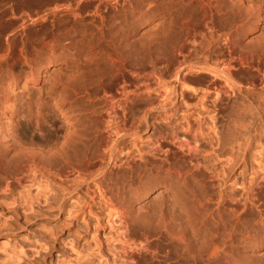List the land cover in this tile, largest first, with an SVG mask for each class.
I'll return each instance as SVG.
<instances>
[{
	"label": "rangeland",
	"instance_id": "1",
	"mask_svg": "<svg viewBox=\"0 0 264 264\" xmlns=\"http://www.w3.org/2000/svg\"><path fill=\"white\" fill-rule=\"evenodd\" d=\"M55 1L17 0L0 10L4 12L13 7L17 14L15 24L9 13L1 19L4 34L1 48L5 49V39L13 35L18 43H25L27 56L32 60L31 65H26L23 59L17 58L14 72L27 74L30 69L40 66L43 71L39 84L32 86L29 83L28 87L11 89L13 93L5 97V106H9L10 111L0 117V126L8 122L10 132L28 127L26 137L42 146H47L54 136L63 135L64 130L73 125L65 122L56 112V102L52 98L58 101L62 97L57 80L61 78L65 82L83 78L87 83L100 78L106 80V77H102L106 75L102 63L94 69L90 64H83L79 58L77 62L66 55L47 58V43L59 31H53L51 18L44 22L39 19ZM156 23L134 27L130 36V53L136 59L131 60L127 71H123L128 91L132 92L129 96L135 102L150 105L153 111L149 117L155 121L147 130L141 127L137 142L127 141V149L120 158L126 154L134 155L140 149L146 152L153 133L159 131L164 135L176 136L175 143L180 140L194 141L198 148L207 154L212 153L210 147L216 149L213 138L231 136L234 123L239 118L244 123L241 131L243 159L226 178L209 183L210 196L215 199L212 205H216L215 196L222 191L235 200L242 199V204L246 202L247 196H255L254 203L258 207L263 206V66L259 72L238 68L239 71L222 78L220 73L214 75L210 71L196 70L199 64L205 63H197L202 55L188 44L185 45V59L172 52L163 56L155 51L156 54L152 53L151 49L148 50L149 41H156L155 47L161 46L157 44L160 28L156 27ZM246 34L249 42L263 39L264 20L247 29ZM216 46L211 55L215 51L219 52L223 44L220 42ZM190 57L191 60L196 58L195 62L189 61ZM214 58L205 64L209 65L207 68L216 65ZM44 61L48 64L46 70L42 65ZM260 62L264 64V60ZM176 71L179 73L177 78ZM92 104V107L101 110L99 103ZM92 104L81 106L84 115L90 116L84 109H92ZM97 114L102 122V113ZM187 118L188 121H185ZM187 122L190 123L188 126ZM73 128L75 131L79 129L76 125ZM113 128L114 125L109 123L107 131L111 133ZM75 131L68 132L74 134ZM169 148L174 150L176 147L169 145ZM9 155L12 158L10 163L0 161V180L3 176H10V188L0 193V264H264V241L261 243L260 236L253 231L254 223L258 221L255 209L249 210L247 214L251 216H247L233 242L225 239L227 245L219 246L215 251L217 254L206 251L201 255L199 252H204V248L199 242L205 230L200 224L201 217L197 216L199 218L197 221L194 219L190 227L184 216H155L157 208L176 215L177 205L169 191L151 185L149 178L143 181V186L147 187L146 198L138 197L141 193L135 195L129 190L118 199V194L111 190L109 182L104 181L96 186L78 169L69 173L58 171L52 162L46 171H28L21 164L22 157L19 154L11 152ZM50 156L51 159L56 158L55 153ZM211 164L217 170L221 166L215 161H210ZM14 177H18L19 181ZM258 187L263 191H257ZM124 202L126 207L135 209L136 216L132 218L125 215ZM179 218L183 224L178 221ZM196 241L200 245L197 244L198 248H202L199 252L197 247V252L193 250L195 247H191ZM215 243L221 245V240ZM206 253L211 256H206Z\"/></svg>",
	"mask_w": 264,
	"mask_h": 264
},
{
	"label": "bare ground",
	"instance_id": "2",
	"mask_svg": "<svg viewBox=\"0 0 264 264\" xmlns=\"http://www.w3.org/2000/svg\"><path fill=\"white\" fill-rule=\"evenodd\" d=\"M16 1L0 0V10ZM51 6L39 19L44 22L51 18L53 31L57 29L59 31L57 35L51 36L47 43V58L55 59L66 55L76 62L79 58L83 64H90L95 67L94 69L102 63L106 69V75L102 77H106V80L100 78L88 83L83 78L65 82L61 78L57 80L62 97L58 101L52 98L56 102V112L65 122L73 125L68 126L63 135L54 136L47 146H42L26 137L28 127L10 132L7 128L8 122H3L2 127L0 126V161L10 163L12 158L9 154L14 152L22 157L21 164H24L28 171L34 169L46 171L52 162L58 171L65 170L69 173L78 169L96 186L103 184L104 181L109 182L111 190L118 194V199L123 192L129 190L135 195L141 193L138 197L146 198L147 187L143 186V181L149 178L151 185L169 191L171 199L177 205L176 215L163 208L159 210L157 208L155 216H184L186 224L188 222L190 227L193 226L194 219L197 221L199 218L197 216L201 217L199 221L205 230L201 232L202 239L198 242L204 248V252L200 251L202 248H198L200 245L197 241L196 244L190 243L195 244L191 247H195L194 251L197 247L201 255L206 251L210 252L209 254L214 253L219 246H226L225 239L233 242L244 221L251 216L248 212L252 208V211L256 210L254 214L258 216L253 231L260 236L262 243L264 205L258 207L254 203L255 196L250 194L251 196H247L246 202L242 204V199L240 202L220 191L215 196V206L212 205L215 199L210 196L209 183L226 178L228 173L233 172L242 162L241 131L244 123L239 118L234 123V133L231 136L228 134L213 138L216 149L210 147L212 153L209 154L198 148L194 141L180 140L175 143L176 136L164 135L159 131L153 133L146 152L143 153L140 149L134 155L126 154L123 158L120 156L127 149V141L137 142L141 136V127L147 130L155 121L153 117H149L153 111L150 105L135 102L129 96L132 92L128 91V83L123 74V71L129 68L131 60L136 57L133 55L132 58L130 53L132 47L130 36L134 27L157 22L156 27L160 28L157 44L161 46L156 44V48V41L153 40L149 41L147 46L148 50L151 49L152 53L156 52L160 56L172 52L185 59L187 48L185 45L188 44L202 55V61L198 57L200 60H196L197 63L207 64L215 57L214 61L217 62L215 66L207 68L209 65L199 64L198 69L196 67L198 71L206 70L214 75L220 73L222 78H227L233 71L239 69L259 72L262 66L264 68V64L260 62L264 60V38L257 42H249L246 30L264 20V0H57ZM6 13L13 18V24L16 23L17 14L13 7L0 12V42L4 37L1 19ZM11 33L13 34V31ZM220 42L223 44L221 50L217 53L215 51L216 55H211L214 53L212 49ZM17 43L12 35L11 38L5 39V49L0 46V117L6 115L10 108L5 106V97L13 93L11 89L19 86L25 88L29 83L32 86L39 84V77L43 72L41 66L30 69L27 74L14 72L17 58L23 59L26 65L32 64L31 58L27 56L25 43L22 41ZM189 59L194 61L196 58ZM42 65L46 70L48 64L45 62ZM175 74L177 78L179 73ZM92 103H99L101 110L92 107ZM85 104H92L90 106L92 109L89 107L84 109L90 116L84 115L80 110ZM98 112L104 117L102 122ZM8 118L12 119L11 116ZM185 121H188V118ZM109 123L114 125L111 133L107 131ZM101 124L103 129L100 128ZM186 124L188 126L190 123ZM75 125L79 128L76 131L73 128ZM261 126H264V122ZM70 130L75 131L74 134L68 132ZM104 131L107 132L104 134ZM112 135L115 138L112 139ZM169 145L176 148L173 150ZM53 153L56 154V158L51 159L50 154ZM210 161L220 164L219 170L214 164L209 165ZM114 168L117 169L112 172ZM1 176L2 173L0 178ZM13 179L19 181L18 177ZM9 180L10 176L2 177L0 193L10 188ZM260 187L257 191H263ZM123 205L126 208L125 215L136 216L134 208L126 207L125 202ZM171 222L173 223V220ZM216 240H221V245L216 244ZM216 252L214 254H217ZM207 253L206 256H211Z\"/></svg>",
	"mask_w": 264,
	"mask_h": 264
}]
</instances>
